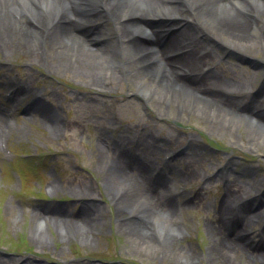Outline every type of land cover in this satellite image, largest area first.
Returning <instances> with one entry per match:
<instances>
[{"label":"bare ground","instance_id":"obj_1","mask_svg":"<svg viewBox=\"0 0 264 264\" xmlns=\"http://www.w3.org/2000/svg\"><path fill=\"white\" fill-rule=\"evenodd\" d=\"M6 1L0 4L3 56L23 47L30 58L47 52L53 67L81 75L102 89V83L125 77L136 85L135 94L151 109L165 106L159 110L163 115L180 116V109L189 111L208 125L217 122V129L210 128L211 132L232 139L242 133L251 143L264 145V76L253 93L248 80L227 77L229 68L205 70L207 62L213 61L214 50L202 44L211 41L217 49L231 48L238 60L250 53L264 54V0H35V4L25 2L21 9L16 7L17 0ZM156 18L174 23L161 31L164 23ZM198 33L205 36L199 40ZM110 61L120 65L114 76L104 69ZM250 86L255 89L252 82ZM21 90L27 91L24 87ZM28 108L43 116L47 128L56 126V119L39 101ZM248 124L254 129L249 130ZM102 141L113 147L112 154L102 145L97 149L99 161L105 164L103 190L116 207L117 223L129 228L133 244L140 252L145 251L144 256L161 261L176 258L184 264H264V226L258 232L254 229V223L264 222V191L258 185L252 188L227 181L217 217L206 223L209 247L204 253L182 246L179 249L177 242L183 240L188 227L184 222L177 224L171 212L183 208V203L162 180L148 187L150 172L155 170L148 153L153 158L154 148H141L134 142L123 148L125 136L101 137L99 143ZM172 171L182 174L177 166ZM58 189L55 183L49 186L52 193ZM86 191H74L83 204L73 220L55 207L50 213L32 211L37 245L53 240L45 226H54L56 239L65 244L73 236L84 244L91 242L90 226L97 225L98 218H94L92 203L86 201L96 198ZM254 203L257 206L253 210ZM131 205L129 213L127 207ZM138 210L141 213L137 216ZM154 248L159 253L153 252ZM7 262L32 264L26 259L7 261L0 257V264Z\"/></svg>","mask_w":264,"mask_h":264},{"label":"rangeland","instance_id":"obj_2","mask_svg":"<svg viewBox=\"0 0 264 264\" xmlns=\"http://www.w3.org/2000/svg\"><path fill=\"white\" fill-rule=\"evenodd\" d=\"M5 2L0 0L1 5ZM209 43H202L205 48L208 46V50H214L213 61L207 68L220 72L229 68L227 77L230 80L236 77L248 80L249 91L251 82L260 86L264 75L260 66L263 53H250L243 60H238L231 48L217 49L215 43ZM28 54L24 47L12 55L0 53V85L12 81L32 89L30 97L23 100L16 96L8 102L7 89L0 86L2 259L22 258L32 264H184L176 258L161 261L153 256H144L145 251L140 252L133 244L129 228L117 223L116 207L103 190L105 164L99 161L97 152L102 145L105 152L112 154L113 147L111 149L108 141L99 143L101 137L125 136L123 148L133 142L141 148L145 145L154 148L153 158L148 153L149 160H153L152 165L158 163L160 169L153 171L148 187L153 188L162 180L172 195L183 203V208L171 212V218L177 224L184 222L188 227L183 240L177 242L179 249L182 246L204 253L209 247L211 239L206 223L216 219L227 181L252 188L258 185L264 191V145L251 143L248 135L240 133L237 141V138L211 132L210 128L217 129V122L208 125L182 109L180 116L175 113L163 115L160 111L165 106L151 109L135 94L136 85L124 80L125 77H114L113 81L102 83V89L92 86L81 75L53 67L47 52L37 57L35 54L32 58ZM248 59L253 61L251 65L246 63ZM106 64L104 69H109L114 76L118 72L115 68L120 65L111 61ZM36 94L40 95L39 105L50 111L57 121L52 129L46 127L40 113L27 108ZM17 100L23 101L18 104L17 111H13ZM248 129L254 128L249 125ZM5 147L10 150L9 157ZM169 153L178 154L167 161L170 165L163 166ZM18 154L33 156L28 165L23 166V183L13 171L14 165L10 166V161L4 162L15 155L18 158ZM1 166L4 167L3 174ZM175 166L182 174L172 171ZM52 183L60 188L56 193L49 190ZM86 189V193L90 191L96 198L93 202L85 200L92 203L98 218L97 225L90 226L91 242L84 244L73 236L71 240L67 238L65 244L56 239L58 233L54 226L47 228L42 223L53 240L49 244L37 245L34 234L37 224L30 216L32 211L39 209L50 213L55 207L64 212L65 218L73 220L72 213H78L83 204L74 191ZM256 206L257 203L252 205L253 210ZM131 207H127L129 213ZM139 212L141 210L136 212L137 216ZM262 226L264 222L254 223L257 232ZM150 233H154L153 227H150ZM154 251L159 253L156 248Z\"/></svg>","mask_w":264,"mask_h":264}]
</instances>
